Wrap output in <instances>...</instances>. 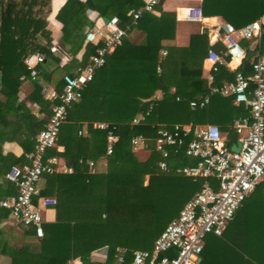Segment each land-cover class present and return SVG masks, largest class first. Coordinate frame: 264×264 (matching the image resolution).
Listing matches in <instances>:
<instances>
[{
    "label": "trees",
    "instance_id": "16d2710c",
    "mask_svg": "<svg viewBox=\"0 0 264 264\" xmlns=\"http://www.w3.org/2000/svg\"><path fill=\"white\" fill-rule=\"evenodd\" d=\"M49 1L0 0V95L4 97L0 98V141L12 139L23 149L22 155L12 157L7 167L11 163L18 167L25 164V154L35 150L36 134L54 104L43 98L44 88L53 84L58 90L57 82L63 75L74 74L95 52L98 45L84 37L86 27L94 24L88 13L93 11L94 18L116 15L120 25L130 24V29L96 70L79 101L69 108L58 133L57 144L63 149L48 150V155L58 156L72 168L68 173L46 175L39 192L40 196H54L56 220L44 222L43 236L35 238L33 227L11 218L20 233L33 238L9 249V264H70L74 258L80 260L79 264H113L118 249L129 262L134 250L152 247L203 182L158 168L161 156L154 148L156 128H171L174 123H212L224 133L226 145L231 146L237 139L233 122L247 116L249 110L234 104L232 97L219 95L212 96L205 107L189 106L191 99L208 93L202 66L208 50L220 52L224 47L219 41L211 43L200 31L190 34L187 45L164 43L174 38L176 19L173 11L161 8L163 0L155 7L158 15L143 12L132 24L128 11L137 9L142 0H66L56 14L62 23L57 43L44 19ZM201 10L203 17L218 15L240 27L264 15V0H201ZM131 31L136 32L134 39L129 37ZM241 44L247 51L238 69L249 74L258 53L264 51V24L259 38L241 39ZM161 50L166 51L165 55ZM34 52L42 53L44 60L31 78L24 58ZM21 76L31 79L33 90L26 100L18 102ZM232 77L233 72L221 66L215 79L220 82ZM157 90L162 96L155 100L152 96ZM33 102L39 104L41 118L31 112ZM149 106L146 120L131 124L132 118ZM9 113L14 118H8ZM96 121L116 126L118 140L111 154L105 150L106 132L93 126ZM136 134L146 138L149 153L144 158L132 150L130 138ZM90 159L94 163L104 160L105 169L89 172ZM166 161L175 168L194 165L197 159L186 156L182 147L178 152L169 149ZM208 180L216 188V179ZM256 187L264 188V178ZM15 194L13 181L0 182V200ZM7 217H11L9 210L0 206V220ZM231 220L220 235L206 236L200 264H264L263 234L251 235L244 229L246 234L238 236L244 242L237 243L231 233L233 247L223 240ZM253 238L260 241H249ZM8 247L0 228V255ZM101 247H106L105 261L91 260L92 251Z\"/></svg>",
    "mask_w": 264,
    "mask_h": 264
},
{
    "label": "built area",
    "instance_id": "2783aa9c",
    "mask_svg": "<svg viewBox=\"0 0 264 264\" xmlns=\"http://www.w3.org/2000/svg\"><path fill=\"white\" fill-rule=\"evenodd\" d=\"M161 1L142 0L137 9L128 11L131 24L143 12H154ZM196 1L178 8L176 18L201 22V0ZM88 17L94 20V24L86 27L84 37L87 42L98 45L95 52L89 56L86 64L76 68L74 74L63 75L58 90L44 88L45 97L54 102L51 114L36 134L35 150L28 155L29 162L19 167L13 166L6 174L15 183L16 194L2 199L0 206L7 208L16 222L33 227L36 237L44 234L43 209L56 203L53 197L40 196L39 180L46 174L72 171L58 156L48 155V150L58 147V133L69 108L79 101L96 70L105 64L107 56L122 43L130 29V24L121 26L116 15L94 18L93 11H90ZM263 24L264 15L240 27L225 21L211 26L213 41L221 42L224 49L220 52L208 50L204 60L208 93L189 101L191 108H202L210 102L212 95L218 94L230 96L235 104H242L248 109L247 116L233 122L237 134L233 144L240 142L238 150L226 145L225 135L216 124L174 123L171 128L159 125L154 137V148L161 156L157 161L158 168L165 172L173 170L193 180L202 179L203 182L167 223L150 249L134 250L129 262L125 261L122 250L118 249L113 264H200L206 236L210 233L220 235L243 200L264 178V51L258 53L249 74L238 69L247 51L241 39L259 38ZM160 53L163 56L166 51L161 50ZM43 60L40 52L24 58L31 78L35 77L36 66ZM221 66L233 72L232 79L216 82V73ZM157 70H160L159 66ZM25 78L21 76L22 80ZM150 111L151 106L135 115L131 124L145 121ZM93 126L106 132L105 150L106 154H111L118 140L116 126L106 121H96ZM82 132L85 131H79ZM130 144L132 150L147 149V141L142 134L132 136ZM182 147L186 156L197 159L196 164L170 167L166 161L169 149L178 152ZM87 163L89 172H95L94 161L90 159ZM212 177L217 181L216 188L208 180Z\"/></svg>",
    "mask_w": 264,
    "mask_h": 264
},
{
    "label": "crops",
    "instance_id": "0c3cea01",
    "mask_svg": "<svg viewBox=\"0 0 264 264\" xmlns=\"http://www.w3.org/2000/svg\"><path fill=\"white\" fill-rule=\"evenodd\" d=\"M66 0H50L49 1V11L45 15V21H46V27L51 31V36L54 42H59V39L62 35V23L56 19V14L60 7L64 4ZM189 0H163L161 3V8L166 11H173L175 14L176 19V29H175V36L172 40H166L164 43L169 44H176V45H187L189 41V36L191 33H195L197 31H200L201 27L203 25H206L210 28V34L207 35L209 37V41L212 43L213 41V35L211 26L215 24H220L223 22V19L218 16H207L203 17V20L201 22H189L182 19L176 18V10L182 6L188 5ZM154 14L158 15L159 11L155 10ZM211 19H215L212 21ZM178 23H192V25H196L197 27L186 30L185 28L181 29L182 26L178 27ZM193 25V26H194ZM136 36L135 31H131L129 33V37L134 39ZM161 52V51H160ZM203 61V76H205L206 69L204 67ZM227 68V67H226ZM228 69V68H227ZM229 70V69H228ZM231 71V70H229ZM232 72V71H231ZM62 79V78H61ZM61 79L57 82V86ZM224 80V79H223ZM222 81V80H221ZM2 81H1V73H0V91L2 89ZM48 87L55 88L53 84H48ZM33 85L32 81L29 78H25L22 80L19 91H18V102H22L27 99L28 95L32 92ZM217 95L218 94H214ZM212 95V96H214ZM42 96L44 99L49 100L45 97L44 92L42 93ZM162 96V92L160 90L155 91L154 95L152 96L155 100L160 99ZM212 96L210 97V100L212 99ZM221 96V95H219ZM227 97V96H223ZM0 98L3 99L4 97L0 95ZM234 103V102H233ZM235 104V103H234ZM242 105V104H241ZM31 112L35 114L37 117L41 118L43 116V112L40 111V106L38 103L33 102L31 103ZM245 108V107H244ZM8 118L12 119L14 118V115L12 113H9ZM240 119V118H239ZM238 120V119H237ZM236 121V120H235ZM234 121V122H235ZM188 123V122H187ZM63 149L62 146L58 145L57 150L61 151ZM138 154L140 157L144 154L141 153H149V149L145 150H133ZM32 152V151H31ZM31 152H27L25 154V157L27 158V161L24 163L29 162L28 155ZM23 153V149L20 146V144L17 141H14L12 139H8L5 141H0V182H4L7 178L6 174L9 171L10 168L15 166L14 163L10 164V167H7L9 164L8 162H11L10 159L12 157L17 158L20 157ZM7 156L11 157L8 158ZM142 156V157H143ZM4 157H6L4 159ZM195 159V158H193ZM62 163L65 164L64 160H61ZM106 166V163L104 160H99L95 162V169L98 168L99 170H104ZM89 169V166H88ZM58 173H68V172H56L50 175L58 174ZM48 175V174H46ZM46 175L42 176L41 179L38 182V186L40 189L44 187L45 184V178ZM14 195H7L5 198L11 197ZM48 197H53V195H46ZM2 200V199H1ZM0 200V201H1ZM36 201V200H35ZM44 222H54L56 220V210L54 206H49L47 208H44L42 211ZM231 233L232 238L234 237V241L237 243H243L244 239L242 237H238L241 235L246 234V232H243L244 229L247 230L248 234L256 235V234H263L264 235V188L262 187H256L242 202L239 209L235 212L231 222ZM0 228L3 230V237L6 238V245L9 247L7 248V252L0 255V264H9V249L12 247L16 248L17 246H20L23 241L25 240H32L33 236H24L20 231H18L15 228V223L11 219V217L3 218L0 220ZM237 228V229H236ZM236 231V232H235ZM238 234V235H237ZM36 238V236H35ZM239 238V239H238ZM264 241V238H262ZM249 241H260V239H250ZM106 247H101L98 249H95L91 253V260L95 262H104L106 259ZM202 257V256H201ZM248 260L251 261V259L248 257ZM74 261L72 259L70 260V264H79L80 260L78 258H74ZM202 260V259H201ZM201 263V262H200Z\"/></svg>",
    "mask_w": 264,
    "mask_h": 264
},
{
    "label": "rangeland",
    "instance_id": "374dc122",
    "mask_svg": "<svg viewBox=\"0 0 264 264\" xmlns=\"http://www.w3.org/2000/svg\"><path fill=\"white\" fill-rule=\"evenodd\" d=\"M197 2L198 1H196V0H189L190 4L197 3ZM193 25H192V23L191 24L190 23H178V27L182 26L181 29L185 28L186 30L187 29L190 30V29H193V28L197 27L196 25H194V26ZM141 154H144V156L142 155L143 157L141 156V158H144V157H146L148 155V153H141ZM212 236H213V234H211V233L208 234V238H212ZM230 236H231V227H228L226 233L224 234L223 240H225L227 243H229V245L231 247H233V243L231 241V237ZM243 252H246V251H243ZM234 254L239 256V253H237V252H235ZM244 256L247 257L246 253L244 254Z\"/></svg>",
    "mask_w": 264,
    "mask_h": 264
},
{
    "label": "water",
    "instance_id": "95a60500",
    "mask_svg": "<svg viewBox=\"0 0 264 264\" xmlns=\"http://www.w3.org/2000/svg\"><path fill=\"white\" fill-rule=\"evenodd\" d=\"M200 32L203 34L209 35L210 34V28L207 27L206 25H203L200 29ZM239 146H240V142L237 141L235 144L231 145V149L237 151Z\"/></svg>",
    "mask_w": 264,
    "mask_h": 264
}]
</instances>
